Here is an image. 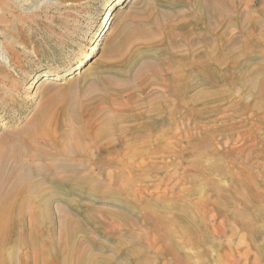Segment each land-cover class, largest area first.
Listing matches in <instances>:
<instances>
[{
	"label": "rangeland",
	"instance_id": "obj_1",
	"mask_svg": "<svg viewBox=\"0 0 264 264\" xmlns=\"http://www.w3.org/2000/svg\"><path fill=\"white\" fill-rule=\"evenodd\" d=\"M109 1L0 0V140L29 125L42 109L50 113L54 109L51 130L58 135L68 125L65 110L75 121L81 116L80 123L71 122L81 148L89 146V156L80 157L89 165L76 176L91 175L100 189L98 196L114 192L131 204L125 208L100 198L65 197L51 182L37 178L44 189L56 193L49 208L41 211L45 217L40 221L44 226L49 223L52 238L58 240L60 211L64 212L89 229L91 241L105 248L104 256L114 255L112 238H121L122 250L135 248L141 251L138 261L148 257L152 264H264V111L254 106L256 92L240 87V75L230 79L228 73V79L215 87L217 79L206 75L208 85L200 94L219 90L220 101L195 107L184 104L186 96L172 81L177 71L170 57L188 55L194 46L189 43L191 32L199 30L192 22L194 9H173L169 4L173 0H128L114 9L110 32L96 56L67 74L96 41ZM245 1L251 14L264 16V0ZM127 16L132 17L129 28L138 37L122 48L119 35L127 32L123 29ZM226 44L219 43L227 54ZM232 48L233 58L253 59L252 68L259 66L258 61L264 64V44ZM111 49L119 54L107 57ZM230 59L224 63V74L233 71ZM144 66L146 71L141 72ZM152 67L158 73L151 72ZM105 121L114 126L109 125L111 133L94 141ZM134 138L147 142L137 154L126 149L134 145ZM67 175L59 173L58 178L65 182ZM11 193L10 188L0 187L3 232L1 213L6 204L10 209ZM41 200V195L32 198L23 219L26 229L38 210L34 205ZM87 215L105 228L93 229L84 219ZM7 228L11 229V222ZM13 255L14 264H27L35 257L25 247ZM124 256L116 254L115 261L126 264Z\"/></svg>",
	"mask_w": 264,
	"mask_h": 264
},
{
	"label": "bare ground",
	"instance_id": "obj_2",
	"mask_svg": "<svg viewBox=\"0 0 264 264\" xmlns=\"http://www.w3.org/2000/svg\"><path fill=\"white\" fill-rule=\"evenodd\" d=\"M127 1L128 0L109 1L106 8V16L99 23L101 31L98 34L96 41L89 48L88 52L78 60L74 67H72L68 73L66 72L67 74L81 69L86 62L91 61L96 56L100 49V42L110 32V25L114 15L113 10L119 7L121 8V6ZM245 2V0H192V2L189 0H173L169 2L173 9L178 6H191L195 11L192 15V22L194 23L195 28L199 30L195 33L191 32L192 37L189 43H193L194 46L189 49L188 55L181 58L174 55L170 57V62L176 67L177 71V76H175L176 78H172V81H175V87L186 96L184 104L187 103L190 94L208 85L204 80L206 75L214 76L217 79L215 80V84L212 85V87H215L221 80H227L228 77L226 75L229 73L230 79L233 77L242 78L243 82L240 87L244 88V90L247 88V90L252 89L256 92L254 95L256 96V103L254 106L264 111V64L261 61H258L259 66L257 68H252V65L255 64L253 59L242 61L240 57L233 58L235 56H233L235 51L232 46L241 43H256L259 46L264 44V16L260 12H257L256 15L251 14L252 11L250 12L249 10L251 6ZM245 5L246 8L239 14L240 8ZM131 21L132 17L127 16L125 19L127 24L124 23L123 25V29L125 28L127 32L119 35L120 43L123 44L122 48L126 47L129 43H134L138 37V33L133 30L131 31L129 28ZM127 28H129V30H127ZM140 35H143L141 31ZM219 43H227L225 45L226 47H229V52L227 54L224 53V47L222 48ZM118 51L119 50L111 49L107 52L106 56L118 55ZM167 54L170 56L172 53ZM226 59L232 60L233 71L224 74V63L227 62ZM160 62L163 61L161 60ZM155 67L157 69V66ZM153 68L154 67H152V69L149 68L151 72L156 70ZM142 71H146L145 66L141 72ZM157 71L155 72L158 73ZM145 73L147 74V72ZM249 76H252L255 80L252 79L253 81H249ZM143 78H145V76ZM245 78L247 79V82H245ZM243 79H245V81ZM257 80H259V82ZM226 91H229V88ZM205 96L206 95H204L203 99L207 102L210 101V103L212 100H214V102L217 100L218 102L220 101L219 99L222 98L219 93H214V96L208 94L206 97ZM196 101L197 100H190L189 104L192 105L193 103L194 105ZM199 101L201 100H198L197 103H199ZM204 105L206 106L205 103ZM165 106L169 107L170 102H166ZM44 107L47 108L51 106L46 105ZM78 107H80L79 104ZM53 110L54 109H52L50 113L46 109H42L37 113L29 125L18 131L15 130L6 134L0 140V187L4 186L13 191V194L11 193L10 209H8V204H6L5 210L1 213L5 232L0 230V264H14L16 260L13 253L21 247L30 250L35 256L30 259V261L28 260L27 264H30V262L31 264H121V261H115L114 256H116V254L119 257H121L122 254L125 255L126 264H152L148 257L144 260L138 261L137 255L141 251L139 252L135 248L127 249L125 251L122 250L125 246L123 245L124 243L121 238H112V240L115 241L113 248V251H115L114 255L104 256L102 251L105 248L102 246L100 247L91 241V236L89 235L90 232L88 231L89 229L80 221L71 218L67 214L64 215V212L61 213L60 211V218L64 221H61L62 228L59 225L61 232L58 240L52 238L53 230L49 228L48 221L46 226H44L43 220V222L40 221V217L44 215L41 211H46L47 207L50 205V201L56 198V193L44 189L43 185L38 182L37 178H40L41 183L45 181L51 182L55 188L59 190H56L57 193H64L65 197H68V195L71 194L78 196L81 195L86 198H100L111 201L112 203H120L125 206V208L131 205L114 192H110L109 196L107 193H102L98 196L100 194V189L93 185V177H91V175L76 176L78 170L89 165L81 160L83 158L80 159L82 154L85 157L89 156L90 150L87 148L89 146L86 147L85 144L82 149L81 143L75 134V131L77 130L74 123H80L81 116L77 115L75 121L73 118L75 116L72 115L70 111L65 110L63 114L68 121V125L65 126L63 124L65 126V132L58 135L54 130H51ZM71 119L75 122H71ZM69 121L71 124L74 122V125H72L75 126V128L70 126ZM109 125V122L105 121L97 128L94 133V141H99L107 134L111 133H108ZM113 127L114 126H111V129ZM118 127L119 129L120 127L122 129V126ZM126 132L128 133V131ZM80 135H82V132ZM88 138L90 137L88 136ZM90 139L93 140L92 135ZM133 142L134 145H131L133 144L131 143L127 148L125 147L130 153H140L147 147V142L145 140L138 142L134 138ZM47 161H50V163L47 164ZM233 165L235 164L233 163ZM59 173H70V175H67L66 181L63 182L62 179L58 178ZM51 174L54 176L51 177ZM66 188L68 190H66ZM40 195L42 200L34 205L37 206L35 209L38 210L34 213L32 225L29 229H26L23 225L25 213H27L28 209L31 207L30 203L32 198H37ZM62 200H66V202L70 203L72 202L63 198ZM67 205H71L72 207V204L67 203ZM106 215L112 218L115 217L111 212H106ZM84 219L96 231L105 228L104 224L100 223V221L95 219L92 215L84 216ZM122 219L123 218L120 220ZM8 222H11L10 230L7 228ZM84 222L85 221H83V223ZM81 235L84 237V240L80 239ZM9 249H12L13 252L9 253ZM139 256L142 258L141 255Z\"/></svg>",
	"mask_w": 264,
	"mask_h": 264
},
{
	"label": "crops",
	"instance_id": "obj_3",
	"mask_svg": "<svg viewBox=\"0 0 264 264\" xmlns=\"http://www.w3.org/2000/svg\"><path fill=\"white\" fill-rule=\"evenodd\" d=\"M227 71H229V72H231V69H228ZM224 72V71H223ZM208 77V76H207ZM206 78V77H205ZM211 78V77H210ZM206 80V79H205ZM201 89V88H200ZM200 89L199 90H197V91H195L194 93H192V94H190V96H189V99L190 100H197L196 101V103L193 105V103H192V105L191 104H189V105H191V106H198V105H200V104H204V103H206L207 101H205L204 99H203V94H200ZM216 91V92H215ZM215 91H213L212 93H207L208 95H214V93H219V94H221V96H222V93H220V91L219 90H215ZM207 94H205L206 96H207ZM205 96V97H206ZM193 97V98H192ZM223 97V96H222ZM203 99V100H202ZM190 100H187V102L189 103V101ZM198 100H201V101H199V103H197L198 102ZM201 102V103H200ZM194 109V108H193ZM195 109H197L198 110V108H195ZM194 109V110H195ZM200 110H201V108H199Z\"/></svg>",
	"mask_w": 264,
	"mask_h": 264
}]
</instances>
